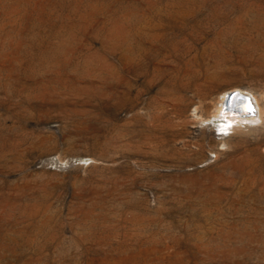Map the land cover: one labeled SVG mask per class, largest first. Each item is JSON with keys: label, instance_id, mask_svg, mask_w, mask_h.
Segmentation results:
<instances>
[{"label": "rangeland", "instance_id": "1", "mask_svg": "<svg viewBox=\"0 0 264 264\" xmlns=\"http://www.w3.org/2000/svg\"><path fill=\"white\" fill-rule=\"evenodd\" d=\"M234 88L264 113V0H0V264H264Z\"/></svg>", "mask_w": 264, "mask_h": 264}, {"label": "bare ground", "instance_id": "2", "mask_svg": "<svg viewBox=\"0 0 264 264\" xmlns=\"http://www.w3.org/2000/svg\"><path fill=\"white\" fill-rule=\"evenodd\" d=\"M237 88H234L232 90H228L226 91L223 95L222 98L219 100L218 106L215 110V112L213 113V117L217 118V120L219 121H224L225 123H233V122H250L251 123H258L259 120L263 121V111H262V107L260 105V100L259 98L253 94L251 91L248 92V94H252V98L254 101V108H251L252 105H245L244 106V110L243 112H237V111H230V110H225L223 108V106L226 104L227 99L226 96L231 93L232 91L236 90ZM246 92V91H245ZM224 104V105H223ZM223 123V122H222ZM226 124V125H227ZM234 124V123H233ZM238 124V123H236ZM235 124V125H236ZM245 124V123H244ZM225 125V124H223ZM223 125L221 127H223ZM229 125V124H228ZM227 125V126H228ZM255 125V124H254ZM257 125V124H256ZM233 127V126H231ZM251 127V126H250ZM230 128V127H229ZM216 129V128H215ZM224 129V128H223ZM252 130V129H251ZM231 132V131H230ZM233 132V131H232Z\"/></svg>", "mask_w": 264, "mask_h": 264}, {"label": "water", "instance_id": "3", "mask_svg": "<svg viewBox=\"0 0 264 264\" xmlns=\"http://www.w3.org/2000/svg\"><path fill=\"white\" fill-rule=\"evenodd\" d=\"M227 102L223 106L225 110L243 112L245 105H252L254 108V101L250 94L236 89L226 96Z\"/></svg>", "mask_w": 264, "mask_h": 264}]
</instances>
